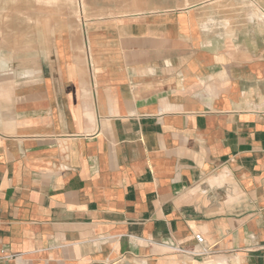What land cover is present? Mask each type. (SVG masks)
<instances>
[{"label": "crops", "instance_id": "crops-1", "mask_svg": "<svg viewBox=\"0 0 264 264\" xmlns=\"http://www.w3.org/2000/svg\"><path fill=\"white\" fill-rule=\"evenodd\" d=\"M253 1L232 34L206 26L243 12L194 0L0 59V264H264Z\"/></svg>", "mask_w": 264, "mask_h": 264}, {"label": "rangeland", "instance_id": "rangeland-1", "mask_svg": "<svg viewBox=\"0 0 264 264\" xmlns=\"http://www.w3.org/2000/svg\"><path fill=\"white\" fill-rule=\"evenodd\" d=\"M194 0H0V59L6 72H24L36 63L48 38L74 35L89 21L184 8ZM217 9L241 11L244 18L213 19L207 31L232 34L236 20L243 26L259 20L261 7L253 0H224ZM82 8V9H81ZM84 13V14H83ZM81 21V22H80Z\"/></svg>", "mask_w": 264, "mask_h": 264}, {"label": "built area", "instance_id": "built-area-1", "mask_svg": "<svg viewBox=\"0 0 264 264\" xmlns=\"http://www.w3.org/2000/svg\"><path fill=\"white\" fill-rule=\"evenodd\" d=\"M196 241L199 245H203L204 244V238L200 235L196 236ZM188 253V252H187ZM210 253V251L208 249H205L204 252L202 253V255H208ZM190 255H193L195 253H188Z\"/></svg>", "mask_w": 264, "mask_h": 264}, {"label": "bare ground", "instance_id": "bare-ground-1", "mask_svg": "<svg viewBox=\"0 0 264 264\" xmlns=\"http://www.w3.org/2000/svg\"><path fill=\"white\" fill-rule=\"evenodd\" d=\"M82 9V8H81ZM84 14V13H83Z\"/></svg>", "mask_w": 264, "mask_h": 264}]
</instances>
